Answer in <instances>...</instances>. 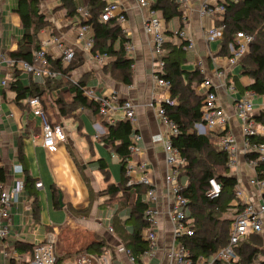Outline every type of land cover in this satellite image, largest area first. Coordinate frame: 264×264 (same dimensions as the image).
I'll list each match as a JSON object with an SVG mask.
<instances>
[{
  "label": "trees",
  "instance_id": "trees-1",
  "mask_svg": "<svg viewBox=\"0 0 264 264\" xmlns=\"http://www.w3.org/2000/svg\"><path fill=\"white\" fill-rule=\"evenodd\" d=\"M41 4L42 0H17L16 12L21 17L25 33L32 37V45H21L19 49L8 54L16 63L21 60L31 62L34 51L41 47L39 33L49 25L46 15L41 12ZM104 6V0H89L90 18L83 21L74 0H61V8L66 10L67 17L77 19L78 26L84 22L92 25L95 35L91 51L114 56V60L104 67V71L108 72L112 79L129 84L132 81L130 68L132 59L126 57L124 48L128 38L124 35L122 24L117 20L101 21L100 14ZM151 6L162 14L166 22L173 18L181 19L183 16L177 0H152ZM215 25H224L218 52L220 56H232L229 46L233 44L235 48L238 47L235 43L237 33L242 32L254 36L247 54L240 62V73H229L228 80L233 82L241 93L249 89L263 93L264 0H240L226 5L223 18L215 20ZM169 33L173 34V32ZM118 41L120 46L117 48L116 42ZM186 44V40H182L179 44H173L170 41L165 43V53L162 57L164 66L160 75L169 81L171 100L174 101L173 103L162 102L168 116L179 128V133L173 137V142L180 155L186 159V163L181 167L179 181L181 182L184 176L188 178V183L181 186L182 195L188 200L186 209L194 233L192 236L183 237L182 241L190 249L193 257L198 258L209 256L229 244L232 223L235 216L243 210L244 204L239 200L236 204L234 203L239 180L231 173L227 165V153L218 146L217 140L210 134L202 135L195 131V123L202 120L204 100V96L198 94L196 88L202 84L205 75L201 73L198 66L195 69H187L183 66L186 61V49L184 48ZM48 59L51 70L58 74L55 77H46L42 83L33 80L30 75L29 84L25 85L19 78L20 70L15 71L13 79L9 82V87L16 93L15 101L19 107L31 110L28 99L37 96L42 109L53 125L59 123L60 119L70 118L79 123L78 129L81 130V114L84 109L99 114V103L84 94L88 81L87 73L81 74L77 80L74 77L78 74L76 70L84 64V57L76 53L68 66L63 64L61 57L55 58L48 55ZM240 76H248L252 81L249 84H243ZM256 118L264 124V109ZM105 127L106 132L101 138L107 144L109 151L119 158V182L111 180L112 172L108 158L103 157L92 162L97 164L106 182V187L99 192L105 197L99 207L101 209L111 208L110 206L118 204L129 209L124 219L115 215L113 220L115 227L113 228L117 231L118 239L135 256L136 262H141L142 254L149 248V243L142 237V232L151 225L145 218L148 203L144 196L147 187L140 183L129 186L126 175L128 159L132 157L130 152L132 135L136 132V128L128 119L118 120L114 124L106 121ZM256 140L264 142V135L257 137ZM69 150L72 152L70 147ZM18 154L26 165V157L20 145ZM256 171L258 178L264 180V162L259 163ZM25 174V187L34 196L32 203L34 218H38L41 205L37 191L32 188L37 180L26 171ZM83 177L92 194L90 178L84 172ZM211 178H215L221 185V193L215 198L209 196ZM3 181H5V173L3 167L0 166V183ZM59 193V188L52 185V199L57 208L60 207ZM67 208L73 214H87L89 211V208L76 209L71 204H68ZM228 211H233L231 217L225 215ZM118 212L117 210L116 213ZM261 233H251L235 246L238 254L235 262L264 264V258L257 261L260 255L264 257V250L261 246L264 245V240L259 235ZM33 247V244L24 242H19L17 245V248L30 251L31 254ZM109 249L113 252L110 264H117L114 246L99 237L76 250L58 252L56 264H98V259ZM231 262L233 261H217L215 264H230Z\"/></svg>",
  "mask_w": 264,
  "mask_h": 264
},
{
  "label": "crops",
  "instance_id": "crops-1",
  "mask_svg": "<svg viewBox=\"0 0 264 264\" xmlns=\"http://www.w3.org/2000/svg\"><path fill=\"white\" fill-rule=\"evenodd\" d=\"M74 1L78 8L88 7L89 0ZM118 1L127 11V21L122 24L125 31L124 35L135 46L132 51L131 63L134 67L130 65L132 81L129 84L112 79L109 73L104 71V67L112 60L96 61L90 59L89 53L82 50L76 41L77 19L67 17L66 10L61 8V0H42L41 12L46 15L49 25L40 31L38 37L42 46L49 38L59 36L67 47L74 48L78 55L83 56L84 64L76 71L78 74L87 73L89 76L87 85L89 87H94L101 92L117 90L122 98L131 99L136 103L137 121L135 128L136 132H139L143 137L140 142L143 150L141 153L135 154L133 158L148 162V175L157 189V206L160 209V215L155 229L158 232V245L154 255L142 258L141 262L131 263L124 254L119 253L116 255V263L167 264L166 251L173 241V224L169 215L172 198L168 194L165 183V176L169 167L165 161L162 143L154 142L153 138L163 135L166 131V127L161 124L157 115V107L166 97L171 98V91L158 86L153 79V71L160 72L162 68L157 65L159 59L155 57L153 52L152 36L145 31L143 26L146 10L139 6L137 0ZM177 1L183 16L181 19L173 18L169 22L164 20L167 34H169L168 41L179 44L182 39L170 35L169 32L184 27L193 37L195 47L191 50L186 49V61L183 66L187 69H195L199 60H202L207 67L204 75L213 76L212 57H216L222 62L225 60H223L225 56L218 55L221 42L218 40L208 41L206 36L208 30L215 25L216 19L203 17L199 14L202 0ZM16 7L17 0H0V166L3 167L5 173V181L1 183L8 186L13 184L16 178L21 176V173L17 172L22 168L25 179L26 171L37 180L36 182L41 181L43 186L41 188L35 185L32 187L37 191L41 205L38 218H34L32 209L34 196L26 187L20 201L11 207L10 233L5 239L0 240V264H25L31 257V253L22 250V248H17L19 242L34 244L49 238V236L58 235L59 231L67 228L69 231H65L63 237L68 247L67 251L88 245L97 238L94 234L97 232L101 236L99 238L105 239L109 244L112 243L118 252V245L121 241L117 234L109 231L110 226H104L106 222L109 224L110 220H114L117 210L113 212L112 209L99 207L105 199L99 192L106 187V182L103 180L104 183H98L90 172V166L87 167L88 162L92 163L103 157L108 158L110 166L115 163L119 167L118 156L107 149V144L101 138L106 132V120L99 114L84 109L81 120L82 129L85 128L86 130L85 133L82 129H78L76 132L72 127L66 126V119H63L61 124L65 126L68 133L66 140L58 141L54 148L44 146L40 120L33 115L32 109H23L17 105L16 93L9 87V82L13 79L17 69L20 70L19 78L25 85L29 84V78L32 76V74L22 70L20 64L22 60L16 63L8 56L9 53L19 49L21 45H32V37L25 33ZM119 46L120 42L118 41L116 47ZM48 50L52 57L58 55L56 47L49 45ZM3 56L6 61L2 60ZM239 66L232 67L229 73L239 74ZM32 79L35 80L34 76ZM90 80L96 84L90 86ZM240 80L243 84H249L252 81L248 76H240ZM3 81H6V84ZM196 91L198 94H202L204 88L199 85ZM223 100L227 110L233 112V104L226 101V96L223 97ZM257 103L260 105L261 101L258 100ZM233 122L238 133L237 121L234 120ZM74 135L77 138L83 135L87 137L90 145L87 151L78 146L79 140L77 142L72 139ZM19 145L23 148L26 165L19 158ZM113 159L115 161H112ZM77 161L83 164L84 169L79 168ZM241 170L242 173L238 177L239 187L243 188L251 199H256L255 190L249 182V170L244 161L241 164ZM82 171L90 178L92 194L89 192ZM183 179L184 177L181 178L182 181ZM112 181L119 182V174L118 179ZM52 185L59 188V197L62 195L63 207L61 205L58 208L55 207L52 199ZM68 204L76 209L89 208V211L87 214H73L67 208ZM51 207L65 212V219L62 224H57L52 220ZM127 214L119 216L124 219ZM72 227L74 231L70 233ZM109 250L108 252H110ZM5 252L9 256H6Z\"/></svg>",
  "mask_w": 264,
  "mask_h": 264
},
{
  "label": "built area",
  "instance_id": "built-area-1",
  "mask_svg": "<svg viewBox=\"0 0 264 264\" xmlns=\"http://www.w3.org/2000/svg\"><path fill=\"white\" fill-rule=\"evenodd\" d=\"M105 6L100 14L103 22L115 19L123 24L127 21V11L118 0H104ZM240 0H202L199 7V14L203 17H213L216 20L223 18L226 11V5L238 2ZM140 7L146 10V17L143 21L145 31L152 36L153 52L155 57L159 59L157 65L164 66L162 59L165 53V43L168 41L164 18L162 14L153 9L151 0H137ZM79 14L83 21L90 18L87 8H78ZM185 20V18H183ZM224 25L212 26L206 36L208 41H221ZM123 32L125 33L124 29ZM94 30L91 24L82 23L78 26L76 41L80 44L83 51L89 53L90 59L96 61L114 60V56L93 53L91 50L94 45ZM173 36L186 40L185 49L191 50L195 47V42L191 34L181 27L173 31ZM254 36L246 33H237L235 35V43L230 44L232 56H225L223 62L216 57H212L213 76H205L201 86L204 88L202 95L204 96L202 106V120L195 123V131L202 135H212L217 138L218 146L227 153V165L231 173L237 178L240 177L242 170L241 164L245 162L249 170V182L254 188L256 199H251L248 193L239 185L235 194L236 204L238 200L244 204L243 210L234 218L231 226V237L229 244L220 248L209 256H200L194 258L190 249L183 243L182 238L192 236L194 229L191 219L188 218V210L186 204L188 200L182 195V186L179 181L181 167L186 163V159L179 153L178 148L174 145L173 137L178 135L179 128L175 121L171 119L162 103L157 107V115L161 124L166 127L163 135L153 138L154 142H161L165 154V161L169 167V171L165 176V183L168 194L171 195L172 204L169 209V215L173 224V241L166 251L167 264H215L217 261L230 262L238 259L235 246L243 239L247 238L251 233H260L264 231V180L259 179L257 175V167L260 162H264V142L256 140L257 137L264 135V124L257 120L256 116L264 109V92L258 93L253 89L239 93L233 82H229L228 75L232 67L240 65V62L247 54L250 44ZM49 45L56 47L58 55L61 57L65 66H68L74 59L76 51L72 47H67L59 36L49 38L43 45L35 50L32 61L20 62L22 70L32 74L39 83L44 82L46 77H55L57 72L52 71L48 59ZM124 48L126 57L133 59L132 51L135 46L129 40L125 42ZM3 61L6 58L2 57ZM13 61V60H12ZM134 65L131 64V67ZM198 67L202 74H206L207 67L202 60H199ZM153 79L158 86L170 89L168 80L161 77L160 72L153 71ZM77 80V78H75ZM6 84V81H3ZM84 94L91 100L99 103V114L109 123H116L118 120L128 119L136 126V103L131 99H124L117 90L100 91L88 85L84 88ZM226 101L234 106V111L229 112L224 103ZM261 104L258 105L257 101ZM165 102L173 103L170 97H166ZM32 112L35 117L40 120L42 128V139L45 147L54 148L58 141H64L67 138V130L61 123L52 124L40 105L39 97L35 96L28 99ZM234 120L237 121L238 133L235 130ZM143 137L139 132H134L130 145L132 157L128 159L126 175L128 176V185L143 184L147 187L145 200L148 206L145 210V218L150 222V226L143 230L142 237L149 243V248L142 254L144 257H151L158 245V232L155 229L157 219L160 215V209L157 206V189L148 175L149 164L145 160H136L133 158L135 154L141 153L143 148L140 145ZM247 157V158H246ZM21 176L16 178L11 185L0 183V240L5 239L9 233V221L11 219V207L18 203L22 198L25 188V177L23 169L20 168ZM239 180V178H238ZM211 198L218 197L221 193V185L215 178L209 180ZM36 187H42L41 181L36 182ZM109 231L113 232L114 228L109 227ZM31 257L25 264H56L58 253L57 236H49L44 240L35 242ZM118 251L127 257L131 263L136 262L135 256L120 242ZM6 256H9L5 252ZM98 264H110L112 258L109 252L98 259Z\"/></svg>",
  "mask_w": 264,
  "mask_h": 264
},
{
  "label": "rangeland",
  "instance_id": "rangeland-1",
  "mask_svg": "<svg viewBox=\"0 0 264 264\" xmlns=\"http://www.w3.org/2000/svg\"><path fill=\"white\" fill-rule=\"evenodd\" d=\"M77 72V71H76ZM81 74H77V75H75L74 77L75 78H78L79 76H80ZM88 79H89V76H88ZM96 83L93 81V80H90V86L91 85H95ZM62 120L63 119H60V122L59 123H61L62 122ZM66 123V126H69V127H72L73 129H75L76 130V132L78 131V126H79V123L78 122H76L75 124H73L74 122H73V120L72 119H70V118H68V119H66V121H65ZM82 131L85 133V128H83L82 129ZM79 135H80V133H79ZM211 137H212V135H211ZM72 139L75 141H77L78 142V140H79V143H78V146L79 147H82V149L83 150H85V151H87L88 150V148L90 147V145H89V142H88V139H87V137L85 136V135H83V136H81L80 138H77V136H73L72 137ZM216 140H217V138H215ZM81 144V145H80ZM78 146H77V148H78ZM79 149V148H78ZM108 150H109V148H107ZM112 161H115L114 159L112 160ZM77 164H78V166H79V168L80 169H84L83 168V164H81L80 162H78L77 161ZM88 166H90V172H91V174L93 175V177L95 178V180L96 181H98V183H100V184H102V183H104L103 182V180H104V177H103V174H102V172H101V170H99V168H98V166H97V164H95V163H87V167ZM111 172H112V176H111V178H112V180H116V179H118V174H119V167H118V165H115V163H112L111 164ZM85 174V173H84ZM240 176V175H239ZM185 179H186V181H185ZM105 181V180H104ZM181 185H185V184H187L188 183V178L186 177V176H184V179H183V181L181 180ZM249 187H250V185H249ZM52 206V205H51ZM111 208H109L110 210L112 209V211L114 212L115 210H118L119 212H118V214L116 213L115 215H116V217H120L119 215H121V216H125L127 213H128V211H129V209L127 208V207H125V206H120V205H114V206H110ZM50 211H51V213H52V220L55 222V223H57V224H62L63 222H64V219H65V212L63 211V210H61V209H57V210H55L53 207H51L50 208ZM232 214H233V211H228L225 215L226 216H228V217H231L232 216ZM109 224H107V222H106V224L104 225V226H112V227H115L114 226V224H113V219L112 220H110L109 222H108ZM67 227V226H66ZM63 229H65V228H63ZM68 230V228L66 229V230H63V231H59L58 232V235H56L57 236V241H59L58 242V248H59V253H63V252H66L67 251V249H68V247H67V244H66V241H65V239H63V237H64V233H65V231H67ZM75 230H79V229H75ZM69 231V230H68ZM67 231V232H68ZM72 231H74V229H73V227H72V229H70V233L72 232ZM115 234H117V231L114 229V231H113ZM95 234V236L96 237H101L97 232H95L94 233ZM262 238H263V240H264V232H262L261 234H259ZM110 245H112L113 246V244L112 243H110ZM262 246V249L264 250V245H261ZM260 246V247H261ZM110 252H109V256L112 258L113 257V252H112V250L110 249L109 250ZM120 252L118 251H116L115 250V255H118ZM264 257H263V255H260L259 257H258V259H257V261H259V260H262ZM237 260V259H236ZM230 264H239V263H237V262H235V260H233V262H231ZM254 264H257V262H255Z\"/></svg>",
  "mask_w": 264,
  "mask_h": 264
},
{
  "label": "water",
  "instance_id": "water-1",
  "mask_svg": "<svg viewBox=\"0 0 264 264\" xmlns=\"http://www.w3.org/2000/svg\"><path fill=\"white\" fill-rule=\"evenodd\" d=\"M62 195H60V197H59V202H60V205L63 207L64 206V204H63V201H62Z\"/></svg>",
  "mask_w": 264,
  "mask_h": 264
}]
</instances>
